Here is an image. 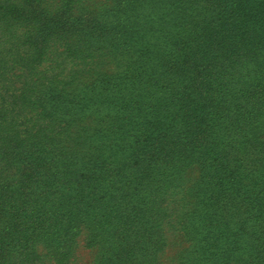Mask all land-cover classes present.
Returning a JSON list of instances; mask_svg holds the SVG:
<instances>
[{
	"label": "trees",
	"instance_id": "trees-1",
	"mask_svg": "<svg viewBox=\"0 0 264 264\" xmlns=\"http://www.w3.org/2000/svg\"><path fill=\"white\" fill-rule=\"evenodd\" d=\"M26 2L27 7L35 6L31 32L45 41L62 23L66 32L76 24L67 23L62 14L71 20L74 11L85 13L82 38L88 43L82 41L79 53L99 69L75 87L71 81L52 92L62 96L58 92L68 86L84 89L83 103L106 112L107 117L98 115L94 121L106 138L86 157L81 147L67 151L58 142L41 140L51 147L49 156H60L52 162L51 173L63 179L54 183L49 176L40 194L34 191L39 199L33 205H9L15 218L2 223L1 235L18 240L7 251L26 254L42 239L52 248L50 241L60 240L70 253L85 234L86 246L100 251L97 264H160L167 245L165 228L173 222L189 243L180 264L248 261L233 253L219 256L221 246L229 243L263 255L264 199L259 196H264V125L248 120L264 114V95L221 87L213 79L216 75L204 70L200 50L179 45L191 35L195 42L208 36L212 24L192 7L200 8L196 2L214 5L215 0H109L101 13L96 9L103 3ZM206 11L211 12L208 20L215 18L214 9ZM47 21L52 28L46 27ZM117 54L127 59L121 75L103 67L106 58ZM65 101L75 107L81 102L75 97ZM182 109L192 114H179ZM192 168L199 175L186 186ZM170 193L178 195L177 206L168 199ZM118 199L128 206L126 215L119 213ZM136 201L146 209L138 211ZM81 214H95L97 219L80 220ZM254 257L251 252L249 260ZM8 258L7 252L0 253L2 262Z\"/></svg>",
	"mask_w": 264,
	"mask_h": 264
},
{
	"label": "rangeland",
	"instance_id": "rangeland-1",
	"mask_svg": "<svg viewBox=\"0 0 264 264\" xmlns=\"http://www.w3.org/2000/svg\"><path fill=\"white\" fill-rule=\"evenodd\" d=\"M25 1L27 0H0V253L4 251L9 256L6 262L0 260V264H66L67 261L74 264H97L99 249L86 246L85 234L78 238L77 245L70 253H67L65 244H61L60 240L50 241L55 245L52 248L53 246L47 247L44 240L39 239L31 247L30 252L18 256L7 251L16 244L18 237L1 235L2 223L8 219L14 221L15 218L13 207L9 205H33V201L39 199L38 195H33L34 191L37 190V194H40V188L47 184L49 176L55 178L54 183H60L63 179L60 173L59 175L51 173L55 168L52 162L60 156L53 152L51 153L54 157L49 156L51 147L41 140L58 142L59 146L67 151L81 147L83 153L81 156L86 157L105 137L101 135L102 132L94 121L99 119L98 115L106 116V112L83 103L84 89H73L79 85V81L88 80L96 75L99 69V65L92 64L93 60L89 61L88 58L84 60L79 53V48L83 49L82 41L88 43L85 37L82 38L81 23L86 18L85 13L76 10L70 15L71 20H66L62 14V19L67 23L76 24L66 32L65 23H62L60 29L54 30L45 41L32 34L34 27L29 25L35 16L32 8L35 6L27 7ZM51 1L59 3L61 0ZM82 1L94 7L103 3V6L96 9L99 13L102 9L106 10L104 5L109 2V0ZM262 1L264 0H215L214 5L196 2L201 9L192 7L204 21L207 19V25L212 24L213 29L210 28L208 36L203 35L200 41L195 42L191 35L188 41H183L179 45L199 49L200 57L205 63L204 70L208 75L215 74L216 76H213L215 83L220 82L223 88L237 86L247 93L264 95ZM208 7L214 9L215 18L212 20H208V17H211V12L206 11ZM50 24L47 21L45 25L52 28ZM183 30H179L180 33ZM212 33L213 36H210ZM125 60L127 59L124 54L112 55L105 59L106 65L103 67H107L110 73L121 75L124 73L122 62ZM88 67L92 70L86 72ZM71 81L75 82L73 87L68 86L64 93L58 92L62 96L52 92L60 90L64 85L66 87ZM73 91L75 93L70 95ZM69 97H75L81 102H78L77 107L66 105L65 99L68 100ZM262 104L264 105V101ZM190 112L192 114L191 109H182L179 114L188 115ZM181 117L183 118V115ZM248 121L264 125V114H255ZM78 135L81 137L79 140ZM63 156L65 157V154ZM198 175L197 168L188 170L186 186H191ZM143 193L145 194V191ZM177 196L170 193L168 197L174 206L179 203V199L176 200ZM259 197L264 199L262 195ZM38 202L42 203V200ZM118 204H121L119 199ZM136 204L138 211L146 209L141 202L136 201L135 206ZM164 204L162 207L165 210L168 205L166 202ZM127 207L121 204L119 213L126 215ZM46 213L48 214L49 210ZM81 215L80 220L97 219L95 214ZM57 217L61 220L63 214L59 213ZM24 225L26 226V223ZM165 231L167 245L160 254V264H180L181 252L189 243L183 238L180 230L173 227V222L166 226ZM161 233L163 234L162 231ZM162 238L165 239V236ZM206 239L212 241L210 233L206 234ZM149 250L151 251V248H148ZM251 252L256 255L253 260H249ZM220 253L219 256L233 253L234 256L248 260L242 263L236 261L235 264H264V254L260 255L257 249L254 251L249 246L244 245L241 248L234 243L224 244ZM63 254L65 255L62 259Z\"/></svg>",
	"mask_w": 264,
	"mask_h": 264
}]
</instances>
